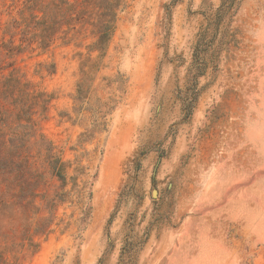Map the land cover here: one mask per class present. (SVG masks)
Masks as SVG:
<instances>
[{
    "label": "rangeland",
    "instance_id": "obj_1",
    "mask_svg": "<svg viewBox=\"0 0 264 264\" xmlns=\"http://www.w3.org/2000/svg\"><path fill=\"white\" fill-rule=\"evenodd\" d=\"M68 1L42 48L0 0V142L41 175H0V264H264V0H121L103 56Z\"/></svg>",
    "mask_w": 264,
    "mask_h": 264
},
{
    "label": "trees",
    "instance_id": "obj_2",
    "mask_svg": "<svg viewBox=\"0 0 264 264\" xmlns=\"http://www.w3.org/2000/svg\"><path fill=\"white\" fill-rule=\"evenodd\" d=\"M84 7H91L90 13L95 15L94 21L88 22L91 26V35L94 38L90 49L99 52L98 56H103L106 50L107 42L114 30L116 10L121 5V0H84ZM29 7L41 14H32L29 16H20V20L15 21L16 25H22V33L26 37L29 35L31 41H36L42 48L49 47L56 33L63 26L67 27V32L74 30L77 24L83 25L85 19L79 16L80 11L74 3L68 0H29ZM51 5V6H50ZM5 82L6 88L15 85L16 80L8 78ZM25 146L18 147L12 142L6 148L4 143L0 142V175L13 176L15 179L16 191L11 195L18 202L26 201L31 203L37 196L34 191L40 182L41 175L34 172L30 167V162L26 156L22 155V149ZM51 151V148H49ZM51 175L57 177L61 183L65 182L66 164L54 152H50L46 159ZM56 196L60 198L62 194ZM0 203L6 195L4 191L0 192ZM54 204L51 200L48 206Z\"/></svg>",
    "mask_w": 264,
    "mask_h": 264
},
{
    "label": "crops",
    "instance_id": "obj_3",
    "mask_svg": "<svg viewBox=\"0 0 264 264\" xmlns=\"http://www.w3.org/2000/svg\"><path fill=\"white\" fill-rule=\"evenodd\" d=\"M264 18H259V22L256 29H252L253 35L255 37L256 32V40L259 45L262 47V52L264 53ZM260 61V58L258 59Z\"/></svg>",
    "mask_w": 264,
    "mask_h": 264
}]
</instances>
